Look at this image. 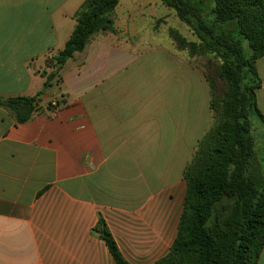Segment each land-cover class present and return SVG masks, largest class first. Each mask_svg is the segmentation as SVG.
Wrapping results in <instances>:
<instances>
[{
    "label": "crops",
    "instance_id": "obj_1",
    "mask_svg": "<svg viewBox=\"0 0 264 264\" xmlns=\"http://www.w3.org/2000/svg\"><path fill=\"white\" fill-rule=\"evenodd\" d=\"M84 1L0 0V98L42 91L24 123L0 107V264H115L93 234L99 218L128 264H154L176 237L183 173L212 126L208 107L193 122L196 133L190 121L179 130L160 87L181 85L180 73L193 69L156 50L152 34L128 35L127 22L152 20L144 3L157 2L125 11L120 0L116 32L95 34L67 60L59 82L44 88L40 74L63 49ZM153 53L147 75L138 63Z\"/></svg>",
    "mask_w": 264,
    "mask_h": 264
},
{
    "label": "trees",
    "instance_id": "obj_2",
    "mask_svg": "<svg viewBox=\"0 0 264 264\" xmlns=\"http://www.w3.org/2000/svg\"><path fill=\"white\" fill-rule=\"evenodd\" d=\"M120 0H85L63 49L49 59L41 77L50 87L64 64L99 33H115L113 13ZM213 19L199 2L160 0L197 38L176 31L170 37L191 57L211 56L205 71L212 126L185 168V197L177 234L167 254L154 264H257L264 244V176L251 174L255 146L248 111L264 125L255 100L260 88L256 61L264 54V0H209ZM247 42V50L243 43ZM42 91L32 97L0 98L17 123L29 120ZM93 234L103 240L115 264H128L99 218Z\"/></svg>",
    "mask_w": 264,
    "mask_h": 264
},
{
    "label": "rangeland",
    "instance_id": "obj_3",
    "mask_svg": "<svg viewBox=\"0 0 264 264\" xmlns=\"http://www.w3.org/2000/svg\"><path fill=\"white\" fill-rule=\"evenodd\" d=\"M136 1L157 2V4L144 3L145 7L150 6V12H153L155 16H152V20H149V17H146V15L142 20H138L135 16H133L127 22L129 30L128 35L135 34L136 30H139L138 33L142 37H151L152 34L154 38L158 39V42H156L155 45L156 50L159 51V48H161L165 50V54H167V51H170L171 53L174 52L178 68H183L184 65L188 64L193 70H195L193 71L188 68L187 71L184 70L183 72H181L179 76L181 82H178L181 83V85L179 86L172 85L170 87H167L162 85L160 87V103L165 101L166 106H169L170 115L173 121H175L179 126V130H189L190 126H188V121H190L191 130L193 129L192 133L194 134L199 130V126L194 125V120L197 118V116L199 117L201 115V112H208L211 94L205 78V75H207L205 74V71L209 69V63H213L215 60H213V57L209 55L197 56L193 58L186 51H182L177 48L170 37L171 31L178 32L188 41H197V38L187 25L183 24L172 11L168 10L161 4L160 0H121L120 9L124 8L125 11H127L131 6H133ZM192 1L200 3L203 18L208 22H211L213 19V15L211 13V2L209 0ZM152 6H154V9L151 10ZM155 6L158 7L157 10L155 9ZM243 47L247 50L246 41L243 43ZM153 55L155 54L153 53L148 55L147 57H143L142 62L138 63V65L142 68L143 71L146 72L147 75L149 71L152 72V69H155L154 67L157 63L155 59H152L150 57ZM145 61L147 62V64H144ZM173 70L174 69L172 67L171 72H173ZM258 74L262 90L257 96L256 105L260 114L264 118V60L258 63ZM141 81H144V78H141ZM204 82L206 83L208 90L206 89ZM150 88L151 87L148 86L147 90H150ZM142 92L143 90H141V94ZM167 92H169L168 98L166 96ZM205 105L207 106L204 107ZM248 120L250 123V135L253 138L255 144V157L252 163L251 174L255 179H260L264 176V125L253 109H249L248 111ZM186 121L187 125L185 127L184 123ZM211 121L213 122L212 119ZM176 134L177 132L175 133V135Z\"/></svg>",
    "mask_w": 264,
    "mask_h": 264
}]
</instances>
